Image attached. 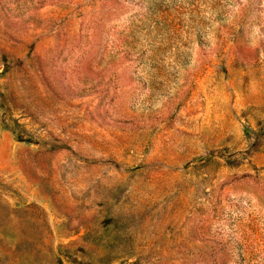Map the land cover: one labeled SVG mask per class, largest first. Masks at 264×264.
Segmentation results:
<instances>
[{"label": "rangeland", "instance_id": "obj_1", "mask_svg": "<svg viewBox=\"0 0 264 264\" xmlns=\"http://www.w3.org/2000/svg\"><path fill=\"white\" fill-rule=\"evenodd\" d=\"M0 264H264V0H0Z\"/></svg>", "mask_w": 264, "mask_h": 264}]
</instances>
